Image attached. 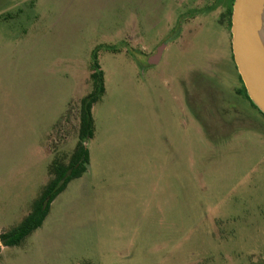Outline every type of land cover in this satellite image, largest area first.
Wrapping results in <instances>:
<instances>
[{"label": "rangeland", "instance_id": "obj_1", "mask_svg": "<svg viewBox=\"0 0 264 264\" xmlns=\"http://www.w3.org/2000/svg\"><path fill=\"white\" fill-rule=\"evenodd\" d=\"M232 3L0 0V234L67 164L93 72L104 86L86 170L0 264H264V116Z\"/></svg>", "mask_w": 264, "mask_h": 264}, {"label": "trees", "instance_id": "obj_2", "mask_svg": "<svg viewBox=\"0 0 264 264\" xmlns=\"http://www.w3.org/2000/svg\"><path fill=\"white\" fill-rule=\"evenodd\" d=\"M99 73L93 72L91 74L92 78L94 79L93 89L80 101L81 107L79 111L78 126L79 140L75 144L67 164L60 163L59 161H53V164L50 168L53 175L47 181L39 196L32 202L31 211L25 217H23V219L16 226L0 234L1 244L9 246L16 245L22 241L24 237L38 228L47 215L50 204L54 198L65 189L69 181L79 177L86 170L87 164L89 162V151L83 140H87L93 135L91 107L92 104L98 99L97 92L100 94L104 90ZM242 86L243 94L250 102V105L257 109L264 116V114L248 97L243 82Z\"/></svg>", "mask_w": 264, "mask_h": 264}, {"label": "water", "instance_id": "obj_3", "mask_svg": "<svg viewBox=\"0 0 264 264\" xmlns=\"http://www.w3.org/2000/svg\"><path fill=\"white\" fill-rule=\"evenodd\" d=\"M230 22L237 71L248 97L264 114V0H233Z\"/></svg>", "mask_w": 264, "mask_h": 264}]
</instances>
